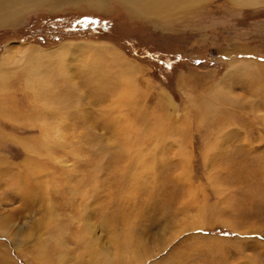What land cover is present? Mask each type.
<instances>
[{
    "label": "rangeland",
    "instance_id": "1",
    "mask_svg": "<svg viewBox=\"0 0 264 264\" xmlns=\"http://www.w3.org/2000/svg\"><path fill=\"white\" fill-rule=\"evenodd\" d=\"M95 1L0 25V264H264V0Z\"/></svg>",
    "mask_w": 264,
    "mask_h": 264
},
{
    "label": "bare ground",
    "instance_id": "2",
    "mask_svg": "<svg viewBox=\"0 0 264 264\" xmlns=\"http://www.w3.org/2000/svg\"><path fill=\"white\" fill-rule=\"evenodd\" d=\"M71 1H74V0H0V25L9 24L13 18L19 16V14H21L22 11H24L25 9H27L29 7H32V6H35V5H39L40 7L41 6H45L47 8L54 9V8H57L58 6H61L62 4L69 3ZM75 1H77V0H75ZM82 1H86V3H93L95 0L94 1L93 0H82ZM101 1H103V0H101ZM123 1H125L126 4L132 5V7H134L135 10H137L139 12L146 13V15H150V16L154 15L155 18H160L162 16L160 14L164 11L163 9H166V8H170L171 9V7L173 6L174 1L177 4V3H179L180 1H183V0H128L131 3H129L127 0H123ZM237 1L239 3L240 2H248V3H250V2H253V1L255 2L257 0H237ZM102 3H105V2H96L95 5L101 7ZM187 3H188V0H187ZM162 18H165V17L162 16ZM8 50H9V47H5L3 53L1 54V57H0V66L6 67V68H8V66H11V65L15 64L14 62L11 61V58H13V55H10ZM30 58L32 59L33 57H30ZM3 67H1V68H3ZM15 67H17V66H15ZM6 68L5 69L3 68L0 73H2L4 70H6ZM38 72H39L38 68L35 69V68H28L27 67L26 68V73H27L26 75H27L28 80L29 81L30 80L34 81L36 78L43 80L45 78L44 77L45 73L44 72L38 73ZM33 76H40V78L39 77H33ZM32 83H34V82H32ZM34 84H36V83H34ZM35 86L38 88V90L31 89V90H34V94H36L37 97H40L41 95L45 96V93L43 92V89H42V85H38V86L34 85V87ZM38 101L39 100H37V102ZM46 106H48V104H46ZM56 120H57V123H55L54 127L57 128V133H59L60 132L59 130H61V128L64 126L63 121L65 119H62L61 117H59V119H56ZM49 127L53 128V126H49ZM47 128H48V125H47ZM57 133H56L57 136L55 135L56 138L59 137L57 139L62 141L64 136L63 135H59ZM47 139H48V137H47ZM258 230L264 232V228H260V229H257L255 231L253 230V231L254 232H260ZM253 231L250 230V232H253ZM123 242H124L123 240H122V243L121 242L120 243L116 242V248L118 250H119V247H121L122 249H128L129 248L128 245L127 244L124 245ZM118 250L117 251L115 250L116 252L114 251L115 253L112 256L110 255L111 261H115L116 259L120 258V255L118 254ZM126 251H129V249L126 250ZM133 252H135V251H133ZM133 252H132V254H133ZM126 254L128 255V258H130L133 261L134 264H137L136 258L133 259V255H131L130 251L128 253H126ZM139 258H140V255H139ZM110 259H108V261H110ZM109 264H111V263L109 262Z\"/></svg>",
    "mask_w": 264,
    "mask_h": 264
}]
</instances>
